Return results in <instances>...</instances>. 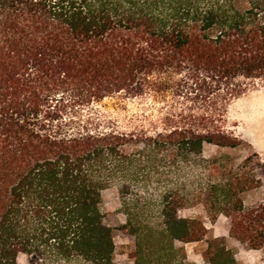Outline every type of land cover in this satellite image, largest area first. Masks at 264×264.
Here are the masks:
<instances>
[{"label": "trees", "instance_id": "1", "mask_svg": "<svg viewBox=\"0 0 264 264\" xmlns=\"http://www.w3.org/2000/svg\"><path fill=\"white\" fill-rule=\"evenodd\" d=\"M262 86L264 0H0V264H192L195 206L264 264V203L241 200L255 169L203 156L241 145L227 109ZM108 100L145 108L121 124ZM203 261L236 264L218 237Z\"/></svg>", "mask_w": 264, "mask_h": 264}, {"label": "rangeland", "instance_id": "2", "mask_svg": "<svg viewBox=\"0 0 264 264\" xmlns=\"http://www.w3.org/2000/svg\"><path fill=\"white\" fill-rule=\"evenodd\" d=\"M264 103V87L250 90L230 104L226 112V122L240 140L241 145L235 149L205 146L203 156L206 159L218 157L225 154L230 157L231 162L239 166L247 160V166L255 169V176L259 180V186L241 195L244 207L249 208L256 204L264 203V112L260 105ZM186 98H170L169 110L176 112L190 106ZM126 109H122L115 101H105L98 110L113 116L124 124L127 117L141 112L145 105L140 102H129ZM104 212L107 220L114 226L123 224L124 217L120 212L118 195L114 190L104 195ZM183 218H195L200 220L207 230L206 237L197 243L181 244L184 248L187 261L192 264H204L203 254L206 249V241L211 238H223L228 249L234 255L236 264H262L259 252L247 250L228 235L229 222L224 217H219L212 222L200 206L184 210L179 213ZM118 262L128 263V248L131 240L120 234L115 237ZM19 264H26V258L20 257Z\"/></svg>", "mask_w": 264, "mask_h": 264}, {"label": "bare ground", "instance_id": "3", "mask_svg": "<svg viewBox=\"0 0 264 264\" xmlns=\"http://www.w3.org/2000/svg\"><path fill=\"white\" fill-rule=\"evenodd\" d=\"M260 109H261L262 112H264V103H262V104L260 105Z\"/></svg>", "mask_w": 264, "mask_h": 264}]
</instances>
